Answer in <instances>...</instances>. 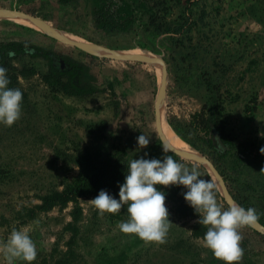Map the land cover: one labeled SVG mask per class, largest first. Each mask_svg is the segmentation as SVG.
I'll return each mask as SVG.
<instances>
[{"label": "rangeland", "instance_id": "rangeland-1", "mask_svg": "<svg viewBox=\"0 0 264 264\" xmlns=\"http://www.w3.org/2000/svg\"><path fill=\"white\" fill-rule=\"evenodd\" d=\"M156 1H163L160 13L168 20L182 10L177 0ZM203 1L208 24L193 30V42L209 46L212 55L220 57L218 62L229 66L221 88L227 128L238 141L264 144V0ZM90 12L89 0H81L73 11H65L55 0H0V54L7 42L27 41L86 62L98 81L93 94L69 96L45 85L47 61L42 56L21 52L0 62V67H7L9 87L23 93L21 118L11 127L0 124V243L6 242L12 229H26L38 250L32 264H223L203 246V237L194 234L197 216L177 209L172 197H166L172 225L164 244H146L121 233L118 224L128 219L127 205L117 214L100 215L89 202L97 195L37 209L42 195L63 189L77 177L75 158L80 150L93 146L97 134L123 136L139 148L138 127L149 143L160 137L162 107L166 118L169 110L187 119L201 105L197 93L184 94L174 86L161 54L135 46L132 34L96 32ZM17 14L36 18L30 21L42 28L14 21ZM60 32L73 39L60 38ZM167 37L163 35L166 41ZM91 46L108 52H93ZM133 48L150 55L122 53ZM157 66L162 72L160 83ZM114 77L119 80L114 84L118 108L107 85ZM163 84L167 92L162 91ZM181 153L202 157L196 149ZM201 162L214 182L209 162ZM241 234L248 239L252 258L264 264V231L252 226ZM0 264H6L2 254Z\"/></svg>", "mask_w": 264, "mask_h": 264}, {"label": "trees", "instance_id": "trees-1", "mask_svg": "<svg viewBox=\"0 0 264 264\" xmlns=\"http://www.w3.org/2000/svg\"><path fill=\"white\" fill-rule=\"evenodd\" d=\"M80 2L55 0L65 11L75 10ZM162 2L89 0L94 30L107 36L132 34L135 46L162 55L173 84L179 91L200 96V107L192 111L187 119H180L168 110V123L182 140L212 164L235 203L246 209L252 207L257 210L260 214L258 223L264 226V172L261 171L264 168V154L260 152L264 144H258L253 139L238 141L227 128L226 119L222 115L221 88L229 66L218 62L220 57L212 55L209 46L193 42V30L198 25L208 24L207 5L203 0H177L176 5L182 10L175 18L168 20L160 13L159 5ZM163 35H168L167 41ZM3 48L0 62L13 59L21 52L46 59L47 70L42 80L52 91L69 96H87L98 90L96 75L82 60L27 41L7 42ZM60 61H63V66ZM4 68L7 67L4 65ZM117 81V77L107 80L116 108L119 107L114 85ZM143 131L138 127L135 133L140 136ZM124 139L113 133L97 134L93 146L80 150L75 158L79 169L77 177L63 189L42 195L37 209H49L57 204L76 201L82 196L98 195L101 190L107 191L114 198L118 197L119 186L124 183L129 162L141 157L163 160L165 155H172L177 162L189 168L197 167L202 173L201 179L211 181L206 167L198 160L182 156L174 149L165 153L161 137L152 140L146 148H138L130 139ZM158 190L177 201V209H188L190 214L199 219L198 214L184 200L183 194L187 192L185 187L163 186ZM217 200L224 207L230 205L219 189ZM206 231V227L198 223L194 228L196 236L203 237ZM241 246L244 249L242 264H258L247 247V238L243 237Z\"/></svg>", "mask_w": 264, "mask_h": 264}, {"label": "clouds", "instance_id": "clouds-1", "mask_svg": "<svg viewBox=\"0 0 264 264\" xmlns=\"http://www.w3.org/2000/svg\"><path fill=\"white\" fill-rule=\"evenodd\" d=\"M9 84L7 69L0 67V124L6 127L13 126L21 118L23 100L22 91L10 88ZM137 143L139 148H146L149 137L142 134ZM161 143L165 153L173 151L168 144ZM260 152L264 154V147ZM261 171L264 172V168ZM201 177L197 167L189 168L177 162L172 155H165L163 160L132 159L127 166L124 183L119 186V199L101 190L89 202L100 215L117 214L127 205L128 219L118 224L121 233L135 235L146 244H164L172 222L165 193L157 186H183L187 189L183 194L184 200L199 216L195 222L207 229L202 238L203 246L223 264H240L244 256L241 230L257 223L260 214L255 208L246 209L238 203L224 207L217 200L215 183ZM0 254L6 264H14L17 260L32 264L38 250L26 229L14 228L6 242L0 243Z\"/></svg>", "mask_w": 264, "mask_h": 264}, {"label": "bare ground", "instance_id": "bare-ground-1", "mask_svg": "<svg viewBox=\"0 0 264 264\" xmlns=\"http://www.w3.org/2000/svg\"><path fill=\"white\" fill-rule=\"evenodd\" d=\"M14 21L18 22V23H22V24H25V25H28V26H31L33 28H42V26L40 24H36L34 23L33 21H30L32 18H30L29 16H26V15H15L12 17ZM34 20V19H33ZM35 21V20H34ZM59 37L62 38V39H73V36L68 34V33H63V32H60L59 33ZM75 40V39H74ZM73 41V40H72ZM81 41V40H79ZM87 42V41H86ZM85 47V46H84ZM86 48V47H85ZM90 50L93 51V52H96V53H107L108 50H101V49H98L94 46H91L90 47ZM112 54V52H110ZM115 53V52H114ZM117 53V52H116ZM122 53H124L125 55L127 56H134V57H138V58H142L144 56H149L150 53L146 52L145 50L143 49H140V48H133V49H129V50H126V51H122ZM157 72H158V75H159V83L161 81V67L160 66H157ZM159 118V117H158ZM160 128H161V132L163 133L164 137L167 139V141H169L171 144H173L175 147L179 148V150L181 152H192V151H195V149L190 146L189 144H187L185 141L181 140L180 137H178V135L174 132V130L171 128V126L169 125L168 121H167V118H166V114L164 112V109L163 107L161 108V111H160ZM161 133V134H162ZM210 165V163H209ZM211 167V165H210ZM212 169V167H211ZM213 171V169H212ZM214 172V171H213ZM214 182L216 183L215 185H217L219 191H221L223 194H224V189L222 187V184L221 182L219 181V179L216 177V175H214ZM225 195V194H224ZM234 203V202H233ZM255 225L261 229L260 226H258L257 223H255Z\"/></svg>", "mask_w": 264, "mask_h": 264}, {"label": "water", "instance_id": "water-1", "mask_svg": "<svg viewBox=\"0 0 264 264\" xmlns=\"http://www.w3.org/2000/svg\"><path fill=\"white\" fill-rule=\"evenodd\" d=\"M23 15V14H22ZM30 18H32V17H30ZM32 19H34V20H36V18H32ZM37 21V20H36ZM60 63L62 64V66L64 65L63 64V61H60ZM165 89H166V84L164 85H162V91H164L165 92ZM159 111H160V109H158V111H157V114L159 113ZM158 130H159V132H161V128H160V126H159V128H158ZM160 137L164 140V142L166 143V144H168L166 141H165V138L163 137V135L162 134H160ZM169 145V144H168ZM170 146V145H169ZM171 147V146H170ZM172 148V147H171ZM172 149H174V148H172ZM174 150H176V149H174ZM177 151V150H176ZM177 152H179V151H177ZM181 155H183V156H187V157H191V158H194V159H196V160H198V161H200V163H202L201 162V160H206L207 162H209L207 159H206V157H204L201 153V158H199V157H195V156H189V155H185V154H183V153H181V152H179ZM210 163V162H209ZM203 164V163H202ZM210 165H211V167H212V169H213V171H214V174L216 175V177L219 179V181L221 182V184H222V187H223V189H224V191H225V195H223V197L225 198V200L229 203V204H232L231 202H229V200H232V198L230 197V195H229V193H228V191H227V188H226V186H225V184H224V182H223V179H222V177L218 174V172L214 169V167L212 166V164L210 163ZM222 194V193H221ZM233 201V200H232ZM257 224H258V226H260L261 227V229L260 228H258L255 224L253 225L254 227H256L257 229H259V230H262V231H264V226H262V225H260L258 222H257Z\"/></svg>", "mask_w": 264, "mask_h": 264}]
</instances>
